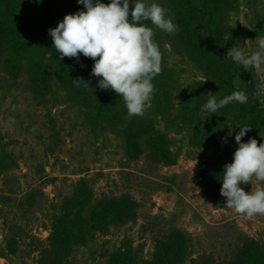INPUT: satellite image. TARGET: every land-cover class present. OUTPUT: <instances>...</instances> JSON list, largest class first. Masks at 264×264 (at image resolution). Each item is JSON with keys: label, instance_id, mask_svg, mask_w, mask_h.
Returning a JSON list of instances; mask_svg holds the SVG:
<instances>
[{"label": "rangeland", "instance_id": "1", "mask_svg": "<svg viewBox=\"0 0 264 264\" xmlns=\"http://www.w3.org/2000/svg\"><path fill=\"white\" fill-rule=\"evenodd\" d=\"M144 2L167 9L179 31L146 22L162 72L151 107L126 120L123 100L91 75L94 61L59 60L52 46L49 29L82 4L0 0V264H264V216L246 219L220 195L238 127H252L242 142L264 143V95H254L264 73L227 57L237 44L257 50L264 0ZM77 78L94 81L99 96ZM235 91L247 102L202 110L209 93L219 102ZM82 181L93 197L77 210L66 199ZM122 196L137 204L124 217L96 209ZM93 211L105 226L90 229Z\"/></svg>", "mask_w": 264, "mask_h": 264}, {"label": "clouds", "instance_id": "2", "mask_svg": "<svg viewBox=\"0 0 264 264\" xmlns=\"http://www.w3.org/2000/svg\"><path fill=\"white\" fill-rule=\"evenodd\" d=\"M86 11L66 15L54 29H49L52 46L59 54L58 59L75 58L80 55L94 61L91 75L98 79L101 90L113 91L124 102L127 110L126 120L142 117L151 107L156 93L152 81L162 72V53L154 41V30L159 29L174 35L179 26L167 15V9L157 3L147 4L144 0H110L104 4L100 0H77ZM131 17V19L129 18ZM150 21L153 27L147 26ZM232 37L228 34L225 39ZM252 41L245 40V43ZM257 50L246 54L239 44L227 51L237 67L264 73V36H257ZM76 87L83 84L90 87L83 78L73 80ZM254 95H264V82L257 84ZM203 111L216 113L231 103H246L247 95L235 91L217 102L215 95L209 93ZM235 135L238 145L233 154V162L224 165L220 195L226 198L223 208L246 219L264 216V143L258 144L252 138L242 142L250 126L238 127ZM229 136L232 130H229ZM227 142L226 140L224 141ZM251 187L246 193L243 185Z\"/></svg>", "mask_w": 264, "mask_h": 264}, {"label": "trees", "instance_id": "3", "mask_svg": "<svg viewBox=\"0 0 264 264\" xmlns=\"http://www.w3.org/2000/svg\"><path fill=\"white\" fill-rule=\"evenodd\" d=\"M76 70L86 79H89L90 76H88L87 70L83 69L82 67H77ZM87 83L89 84L90 87L88 88V94L91 96L94 94V96L97 98L99 94H97V87L92 80H88ZM98 102V108L97 109H102L104 111V107H101L102 103L100 102L99 99H97ZM92 189L89 187L88 183L86 181L78 183V186L76 190L73 192L71 197L67 198V203L68 205H72L73 209L77 210H82L85 206H89L92 200ZM210 198L216 202L217 199L221 198L218 197L217 194H212ZM225 200L224 198H222ZM100 207H96V209H100L101 215L105 216L107 213H115L119 218L124 217L123 212L126 210H132L137 204L135 201L130 199V197L122 196V197H105L102 202H100ZM95 209V210H96ZM94 212H92L91 219L96 218V222H93L91 224L90 229H94L95 227L101 228L102 226H105L107 221L103 219V217H96L94 215ZM99 215V216H101ZM83 236V233L80 234V237ZM121 260L124 262L125 257L123 258V255L121 254Z\"/></svg>", "mask_w": 264, "mask_h": 264}]
</instances>
